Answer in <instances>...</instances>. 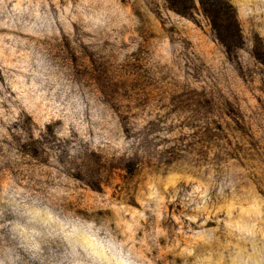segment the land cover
Wrapping results in <instances>:
<instances>
[{"label":"rangeland","instance_id":"374dc122","mask_svg":"<svg viewBox=\"0 0 264 264\" xmlns=\"http://www.w3.org/2000/svg\"><path fill=\"white\" fill-rule=\"evenodd\" d=\"M216 1L0 0V264H264V0Z\"/></svg>","mask_w":264,"mask_h":264},{"label":"trees","instance_id":"16d2710c","mask_svg":"<svg viewBox=\"0 0 264 264\" xmlns=\"http://www.w3.org/2000/svg\"><path fill=\"white\" fill-rule=\"evenodd\" d=\"M199 2L205 16L209 19V22H211L213 27H216L215 26L216 20H214L213 18L218 17V19H222V16L224 15V11L218 9L216 0H199ZM224 28L225 30H227V32L230 31V27L227 24L224 25Z\"/></svg>","mask_w":264,"mask_h":264},{"label":"clouds","instance_id":"9594fccd","mask_svg":"<svg viewBox=\"0 0 264 264\" xmlns=\"http://www.w3.org/2000/svg\"><path fill=\"white\" fill-rule=\"evenodd\" d=\"M117 264H136V260L133 256L126 255L117 250ZM82 264H90L87 258H85Z\"/></svg>","mask_w":264,"mask_h":264}]
</instances>
